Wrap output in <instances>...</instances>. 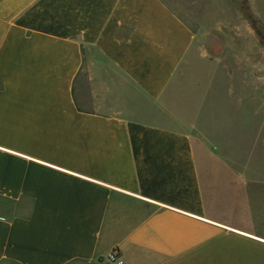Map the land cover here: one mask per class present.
Segmentation results:
<instances>
[{
    "label": "crops",
    "instance_id": "1",
    "mask_svg": "<svg viewBox=\"0 0 264 264\" xmlns=\"http://www.w3.org/2000/svg\"><path fill=\"white\" fill-rule=\"evenodd\" d=\"M194 38L167 0H0V264H264V175L162 102Z\"/></svg>",
    "mask_w": 264,
    "mask_h": 264
},
{
    "label": "rangeland",
    "instance_id": "2",
    "mask_svg": "<svg viewBox=\"0 0 264 264\" xmlns=\"http://www.w3.org/2000/svg\"><path fill=\"white\" fill-rule=\"evenodd\" d=\"M167 1L195 31L162 101L172 123L205 130L236 166L264 175V1Z\"/></svg>",
    "mask_w": 264,
    "mask_h": 264
},
{
    "label": "built area",
    "instance_id": "3",
    "mask_svg": "<svg viewBox=\"0 0 264 264\" xmlns=\"http://www.w3.org/2000/svg\"><path fill=\"white\" fill-rule=\"evenodd\" d=\"M119 259V252L118 248L114 247L111 252L103 258V261L105 264H108L112 260H118Z\"/></svg>",
    "mask_w": 264,
    "mask_h": 264
}]
</instances>
